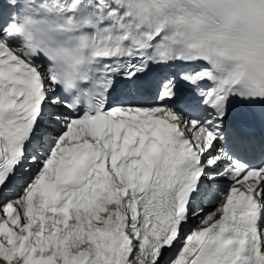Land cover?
Here are the masks:
<instances>
[{"label": "snow or ice", "instance_id": "1", "mask_svg": "<svg viewBox=\"0 0 264 264\" xmlns=\"http://www.w3.org/2000/svg\"><path fill=\"white\" fill-rule=\"evenodd\" d=\"M23 7L0 18V264H264V136L241 134L264 0Z\"/></svg>", "mask_w": 264, "mask_h": 264}, {"label": "clouds", "instance_id": "2", "mask_svg": "<svg viewBox=\"0 0 264 264\" xmlns=\"http://www.w3.org/2000/svg\"><path fill=\"white\" fill-rule=\"evenodd\" d=\"M9 3H14L15 0H8ZM15 14V13H14Z\"/></svg>", "mask_w": 264, "mask_h": 264}]
</instances>
